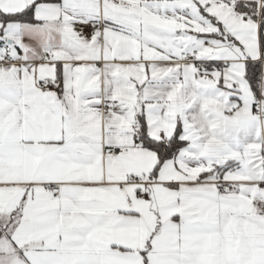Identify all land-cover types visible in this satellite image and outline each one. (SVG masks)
I'll return each instance as SVG.
<instances>
[{
	"label": "snow or ice",
	"instance_id": "1",
	"mask_svg": "<svg viewBox=\"0 0 264 264\" xmlns=\"http://www.w3.org/2000/svg\"><path fill=\"white\" fill-rule=\"evenodd\" d=\"M0 264H264V0H0Z\"/></svg>",
	"mask_w": 264,
	"mask_h": 264
}]
</instances>
